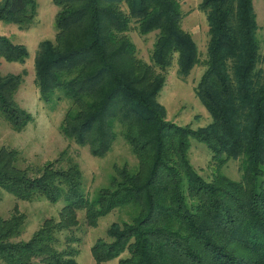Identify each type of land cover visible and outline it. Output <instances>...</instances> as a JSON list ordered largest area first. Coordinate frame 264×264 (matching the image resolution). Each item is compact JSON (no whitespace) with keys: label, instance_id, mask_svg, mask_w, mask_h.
I'll return each mask as SVG.
<instances>
[{"label":"trees","instance_id":"16d2710c","mask_svg":"<svg viewBox=\"0 0 264 264\" xmlns=\"http://www.w3.org/2000/svg\"><path fill=\"white\" fill-rule=\"evenodd\" d=\"M55 35L34 56L39 99L68 108L60 132L92 156L112 148L116 129L136 165H114L108 185L89 196L72 159L36 168L16 165L18 152L0 147V190L16 199L61 202L26 240L25 214L0 218L4 264H77L73 229L118 208L129 220L112 222L90 247L96 264H264V50L253 0H201L208 40L200 60L192 34L181 26L180 0H52ZM125 8V10L123 9ZM36 0H0V21L31 24ZM156 32L149 62L137 56L127 32ZM27 48L0 35V59L24 63ZM179 77L203 65L195 94L210 115L197 128L166 118L158 101L173 59ZM25 70L0 73V116L20 132L34 116L15 100ZM190 138L221 166L239 161L240 178L201 176L189 159ZM64 240H61V236ZM122 254H125L122 256Z\"/></svg>","mask_w":264,"mask_h":264},{"label":"rangeland","instance_id":"374dc122","mask_svg":"<svg viewBox=\"0 0 264 264\" xmlns=\"http://www.w3.org/2000/svg\"><path fill=\"white\" fill-rule=\"evenodd\" d=\"M200 1L180 0V6L183 13L181 26L192 34L202 60L208 40V27L205 14L198 8ZM36 2L37 14L28 26L0 21V35L9 37L15 43L23 44L28 51V58L23 64L0 59V73L26 71L24 80L15 93V100L34 116V121L20 132L14 131L0 116V147L6 146L17 150L16 165L20 168H36L58 158L60 153L66 150L62 159L63 164L66 165V161L70 158L79 165L83 174L84 189L89 196H92L98 188L108 185L114 165L127 164L133 167L136 165V158L119 134V128L116 129L117 137L111 150L103 157L92 156L87 146L77 145L60 132L68 102L65 100L53 104L43 102L39 99L38 89L34 83V56L39 43L44 39H53L55 35L54 17L57 6L52 0H36ZM253 7L258 24L257 34L261 48L264 50V0H253ZM123 9L125 10L124 7ZM127 34L136 46L137 56L149 62L156 32L142 36L131 23ZM202 72L203 65L199 62L188 76L179 77L175 58L173 59L171 66L167 68L166 80L158 95V101L165 107L168 120L180 125H190L192 128L203 126L210 121L208 111L195 94V85ZM190 142L189 159L201 176L210 179L219 172L235 180L240 178L238 160L230 159L219 166L204 144L195 138H190ZM262 179L264 180V176ZM61 206V202L50 203L43 198L32 201L19 200L10 193L0 190V218L9 217L15 207L26 217L19 237L14 240H27L44 219H56ZM130 212L129 208L115 209L101 217L94 228L85 224L83 212H79V224L73 229V234L78 240L72 243L79 252L76 258L77 264H96L91 255V245L98 237H105L106 229L112 222L129 220ZM60 238L64 240L63 235ZM117 263L118 258H113L103 264ZM0 264L4 263L0 260Z\"/></svg>","mask_w":264,"mask_h":264},{"label":"crops","instance_id":"0c3cea01","mask_svg":"<svg viewBox=\"0 0 264 264\" xmlns=\"http://www.w3.org/2000/svg\"><path fill=\"white\" fill-rule=\"evenodd\" d=\"M57 12V11H56ZM56 14V13H55ZM54 38V37H53Z\"/></svg>","mask_w":264,"mask_h":264}]
</instances>
